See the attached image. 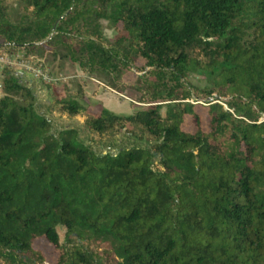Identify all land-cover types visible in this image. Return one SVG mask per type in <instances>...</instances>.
<instances>
[{
    "label": "trees",
    "instance_id": "obj_1",
    "mask_svg": "<svg viewBox=\"0 0 264 264\" xmlns=\"http://www.w3.org/2000/svg\"><path fill=\"white\" fill-rule=\"evenodd\" d=\"M19 50L109 89L134 71L123 86L144 106L129 115L90 106L81 87L53 104L98 135L150 141L97 151L53 131L3 70L0 264H46L39 239L50 264H264V0H0V51Z\"/></svg>",
    "mask_w": 264,
    "mask_h": 264
},
{
    "label": "rangeland",
    "instance_id": "obj_2",
    "mask_svg": "<svg viewBox=\"0 0 264 264\" xmlns=\"http://www.w3.org/2000/svg\"><path fill=\"white\" fill-rule=\"evenodd\" d=\"M15 8L19 5L12 2ZM104 34L107 38H112L113 32L109 29H104ZM0 57L5 60H0V96H2V79L3 70H10L13 74L19 77L22 84L29 87L35 93L37 109L40 113L46 116L52 123L53 131L63 128H75L78 131L79 138L90 145L97 151H114L115 147L127 146L135 140L147 143L150 141L146 133L137 131V138L118 133H105L98 135L89 131L84 125V116L68 115L66 112L59 109L53 104L56 93H66L70 96H77L78 87H81L86 94V102L99 109L105 107L118 115H129L136 108H141L144 105L139 104L138 94L132 88H126L124 83L132 84L135 80L136 73L129 71L125 74L122 83H116L113 89L106 88L103 83L105 78L96 74H87L82 72L79 67L68 60L59 61L52 59L50 56L33 55L28 57L24 50L17 52L0 51ZM21 60L23 63H21ZM11 62V64H9ZM32 69L39 71L41 75H37ZM191 84L202 87L205 85V76L199 74H191L188 77ZM216 98V96H213ZM213 97L206 100H212ZM79 99V98H78ZM81 100V99H79ZM83 102V100H82ZM197 109L201 118V125L206 128L207 108L202 105V101ZM226 108V106L224 105ZM185 129L194 131V123L191 116H186ZM61 240H63V228H58ZM34 247L41 250L45 256L46 264L55 262L57 254L45 239H39L34 242Z\"/></svg>",
    "mask_w": 264,
    "mask_h": 264
},
{
    "label": "built area",
    "instance_id": "obj_3",
    "mask_svg": "<svg viewBox=\"0 0 264 264\" xmlns=\"http://www.w3.org/2000/svg\"><path fill=\"white\" fill-rule=\"evenodd\" d=\"M0 60L1 61H4L5 60V58L4 57H0ZM21 63H23V61L21 60ZM9 64H11V62L9 63ZM37 75L39 74V75H41L40 73H39V71H37V70H35V69H32Z\"/></svg>",
    "mask_w": 264,
    "mask_h": 264
}]
</instances>
